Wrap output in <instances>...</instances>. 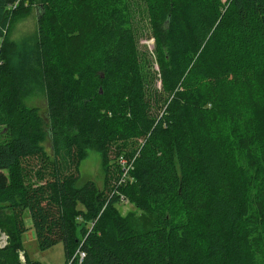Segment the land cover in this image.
Wrapping results in <instances>:
<instances>
[{
  "label": "trees",
  "instance_id": "trees-1",
  "mask_svg": "<svg viewBox=\"0 0 264 264\" xmlns=\"http://www.w3.org/2000/svg\"><path fill=\"white\" fill-rule=\"evenodd\" d=\"M0 135V264H264V0H0Z\"/></svg>",
  "mask_w": 264,
  "mask_h": 264
},
{
  "label": "rangeland",
  "instance_id": "rangeland-1",
  "mask_svg": "<svg viewBox=\"0 0 264 264\" xmlns=\"http://www.w3.org/2000/svg\"><path fill=\"white\" fill-rule=\"evenodd\" d=\"M41 12V9H36L32 15H29L21 21V23L18 24L16 28V35H26L27 33H30L34 30L38 16ZM141 44H146L149 49H153V39H147L143 38L141 40ZM26 103L28 105H34L38 106L40 108L41 114L43 115L47 130L49 132V136L47 138V144H51V130L48 127L49 125V116L47 111V99L44 94V92L40 88H34L26 97L25 99ZM1 138V135H0ZM81 148L83 150V160L81 161L80 165V172L81 175L85 178H90L94 180L100 188L105 187L106 182V166L104 162V158L102 153L92 147L85 146L81 144ZM120 161L123 163V160ZM124 167V166H123ZM125 169V170H124ZM124 169L120 170V173H122L121 176L118 175V180L114 176V174H111L112 179L110 182L112 185L117 183L120 179L124 178V174L127 170H130L131 167H125ZM115 180H117L115 182ZM115 182V183H114ZM118 209L120 213L123 216H127V214H135L136 217L142 216V218L147 219L145 216L146 214L143 213L141 210L136 208L133 204H131L128 200H122L118 204ZM9 213H1L0 214V228L9 231ZM27 224H31V219L27 213L26 218ZM151 222V219L149 217V224ZM3 232V231H2ZM6 233V232H5ZM9 237V236H8ZM22 243L24 250L20 251V255L22 254V257L26 260V257L24 255V252L28 255V257L32 260L40 261L42 264H64L66 260V254H65V248L64 244L62 242L56 244L55 246L42 250L39 247L38 240L36 237V233L33 228L29 229L23 236H22ZM24 260V261H25Z\"/></svg>",
  "mask_w": 264,
  "mask_h": 264
},
{
  "label": "built area",
  "instance_id": "built-area-1",
  "mask_svg": "<svg viewBox=\"0 0 264 264\" xmlns=\"http://www.w3.org/2000/svg\"><path fill=\"white\" fill-rule=\"evenodd\" d=\"M123 162L125 163V160H123ZM7 243H8V235L5 232H2L0 230V246H4ZM85 256H86L85 251H83L81 248H79L76 251V254L74 255V257L71 259V261L68 264H71L73 262V260L76 258L79 260V262H82L84 260ZM21 259L24 260L22 257H21Z\"/></svg>",
  "mask_w": 264,
  "mask_h": 264
},
{
  "label": "bare ground",
  "instance_id": "bare-ground-1",
  "mask_svg": "<svg viewBox=\"0 0 264 264\" xmlns=\"http://www.w3.org/2000/svg\"><path fill=\"white\" fill-rule=\"evenodd\" d=\"M8 239H9V237H8ZM22 254H23V253H21V257H22ZM22 258H23V257H22ZM23 259H24V258H23ZM24 260H25V259H24Z\"/></svg>",
  "mask_w": 264,
  "mask_h": 264
}]
</instances>
